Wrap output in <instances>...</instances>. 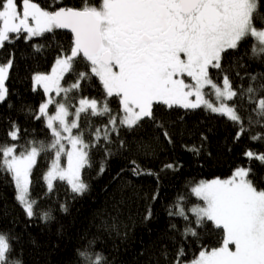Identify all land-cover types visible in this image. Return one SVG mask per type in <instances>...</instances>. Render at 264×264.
<instances>
[{"label": "snow or ice", "instance_id": "1", "mask_svg": "<svg viewBox=\"0 0 264 264\" xmlns=\"http://www.w3.org/2000/svg\"><path fill=\"white\" fill-rule=\"evenodd\" d=\"M0 53V186L11 191L0 194V264H264V0H0ZM21 56L43 69L21 75ZM197 113L227 123L230 140L213 148L212 128L194 133L186 117ZM242 141L256 146L229 174L162 195L163 175L185 166L173 153L203 167ZM93 174L119 198L61 250L62 214ZM133 197L141 223L157 202L166 219L129 254Z\"/></svg>", "mask_w": 264, "mask_h": 264}, {"label": "trees", "instance_id": "2", "mask_svg": "<svg viewBox=\"0 0 264 264\" xmlns=\"http://www.w3.org/2000/svg\"><path fill=\"white\" fill-rule=\"evenodd\" d=\"M0 59H3V53H0ZM25 57L21 56V63L18 65L21 75L27 76L29 69H43V63L37 64L33 63L31 60H28L25 63ZM187 127L191 128L194 133L198 135L199 130L205 128H212V143L213 148H217L224 140H230L232 129L228 126L227 123L220 122L214 118L213 115H208L204 113H197L189 115L186 117ZM4 127L0 124V136L3 135ZM195 139V137H192ZM185 140H189V137H185ZM251 143L252 146H256L255 142L242 141L234 148L233 154H227L223 151H214L213 155L215 159L207 163L203 167H198L195 163V158L191 156L190 153H186L184 150H178L173 153V157L183 160L185 166L179 169L177 172L168 173L162 177V195L170 200L176 192L184 190L185 182L189 179H212L214 176H224L229 174V168L232 166V160L234 157L240 155L241 149L244 148L247 144ZM246 159V158H245ZM165 157H161L160 161L155 162V166H159V163L165 161ZM118 163L112 164V173L118 167ZM87 178V176H86ZM108 178V174L104 177H95L93 174L91 176L92 189L82 198H78L71 208L70 214H62V223L67 225V234L63 237V243L60 245L61 250L70 249L71 245L74 243L72 238V233L74 229H78L82 225H87L92 220L98 209H101L105 203L112 199L113 196L119 198V192L116 189L109 191L108 195H105L104 183ZM138 184L142 185L144 192H150L153 187V181L150 178H144L137 181ZM59 190L61 194L64 192L63 184L59 185ZM0 194L11 199V191L9 189H4L0 186ZM2 203V202H0ZM123 217L125 222L128 223L132 221L133 223L129 226V235L126 242H120L121 251H126L131 254L135 251L138 245H141L142 242H147L149 239L155 237L158 231L164 227V221L166 219V213L164 212L161 202L154 204V210L156 212L155 218L148 224H143L140 222L141 216L144 212V201L143 199H137L133 197L131 200L125 201L123 205ZM17 217L21 218L19 210H16ZM151 229V232L149 231ZM45 231L41 226L35 225L30 229L31 235L35 238L38 243L42 246L46 245L48 242V235L45 234ZM30 242L25 239V244ZM38 254L43 258L44 252L41 248ZM54 259H60L59 256H55Z\"/></svg>", "mask_w": 264, "mask_h": 264}]
</instances>
